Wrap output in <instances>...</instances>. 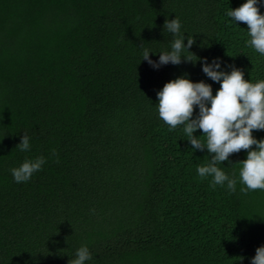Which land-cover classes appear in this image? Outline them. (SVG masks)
Returning <instances> with one entry per match:
<instances>
[{
	"label": "trees",
	"instance_id": "trees-1",
	"mask_svg": "<svg viewBox=\"0 0 264 264\" xmlns=\"http://www.w3.org/2000/svg\"><path fill=\"white\" fill-rule=\"evenodd\" d=\"M244 2L0 0V264H71L81 246L86 264H251L264 245V191H240L247 152L218 165L236 174V191L212 188L197 173L207 149L158 114L169 80H203L213 95L220 84L199 59L158 69L141 59L171 50L163 25L179 18L184 43L195 40L184 55L264 80L247 25L226 15ZM23 134L27 152L16 146ZM39 156L42 169L15 182L10 170Z\"/></svg>",
	"mask_w": 264,
	"mask_h": 264
},
{
	"label": "clouds",
	"instance_id": "clouds-1",
	"mask_svg": "<svg viewBox=\"0 0 264 264\" xmlns=\"http://www.w3.org/2000/svg\"><path fill=\"white\" fill-rule=\"evenodd\" d=\"M262 2L264 0H246L226 15L235 23L247 25L250 37L248 45L264 56V14L258 7ZM163 28L174 37L171 50L159 52V59L154 61L149 56L151 51L145 49L141 59L154 69L167 64L195 63L199 59L203 73L213 82L219 83L220 87L213 95L212 86L203 80L193 82L187 76L169 80L156 93L159 117L170 130L183 126V132L192 148L200 151L207 149L210 160L199 166L197 173L201 179L211 177L212 188L226 184L230 192L236 191V174L229 176L218 165L228 161L231 155L245 150L246 159L237 162L241 165L239 181L243 187L240 191L244 194L264 191V139L258 140L252 134L253 131L264 130V80L250 82L244 78L243 71L234 66L230 72L220 70L219 58L208 63L206 58H198L193 53L195 59L184 55L185 51L190 52L195 40L189 36L187 44L184 43L185 36L181 34L179 18L165 19ZM196 108L199 111L194 117ZM197 129L202 131V138L193 135ZM16 146L22 152L29 151L30 137L23 134ZM52 155H57L55 150ZM56 162H59L58 159ZM45 163L43 156L25 159L10 171L15 182H27ZM91 259L88 247L81 246L76 250L71 264H86ZM251 264H264V245L256 248Z\"/></svg>",
	"mask_w": 264,
	"mask_h": 264
}]
</instances>
